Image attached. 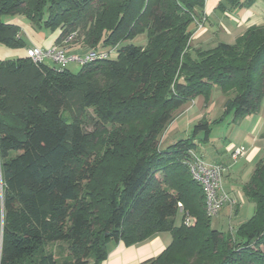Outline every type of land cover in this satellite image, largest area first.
I'll use <instances>...</instances> for the list:
<instances>
[{"label": "trees", "instance_id": "16d2710c", "mask_svg": "<svg viewBox=\"0 0 264 264\" xmlns=\"http://www.w3.org/2000/svg\"><path fill=\"white\" fill-rule=\"evenodd\" d=\"M210 1L0 0L8 48L27 43L5 16L57 32L58 46L75 35L69 54H117L78 73L26 55L0 60V264H100L111 244L159 233L172 243L145 264H264V159L242 187L254 215L222 232L190 163L206 162L196 150L224 120L199 122L192 137L160 147L175 112L215 87L233 94L225 108L234 121L261 111L264 25L234 43L196 47L193 29L208 20ZM256 2L222 0L217 11ZM142 35L146 45L129 44Z\"/></svg>", "mask_w": 264, "mask_h": 264}, {"label": "crops", "instance_id": "0c3cea01", "mask_svg": "<svg viewBox=\"0 0 264 264\" xmlns=\"http://www.w3.org/2000/svg\"><path fill=\"white\" fill-rule=\"evenodd\" d=\"M221 1L222 0H211L210 2H208L206 6V13L209 18H211L210 16L214 14L215 8ZM254 5L249 9L236 10V12H234L235 15L234 13H232V11H230V13H226V16L230 17V21H227V23L229 24L227 26L230 28L231 32H234V34H232L231 36L237 39L239 36H242L245 31L251 26L264 25V12L255 14L253 11H251ZM232 19H234L235 21L233 20L234 22H232ZM12 23L18 26L22 25L21 19L16 21L14 20L12 21ZM229 28L226 29L229 30ZM30 30L31 31L26 34V37H24L23 33H21L22 37L27 43L25 48L11 49L0 44V60L24 58L27 49L33 48V46L40 48H43L45 46L46 48H48L55 45L56 39L51 44L44 45V34L36 33L31 28ZM193 38L194 42H204V46L207 47V43L209 40H206V36H204L203 33H200L195 37L193 36ZM242 122L243 123H239L236 126V134L235 136H233L234 138L232 140L235 141L238 135H240L241 138L239 141L241 143L235 144L231 141L227 146H225L223 150L219 151L216 154V157L213 158L210 162H207L205 160L210 164L219 163L225 166L226 172L224 174V190L239 203L236 207L226 206L222 210L220 215L216 217L215 221L216 226L218 227L216 229L222 232L230 231L235 227L233 225L234 219L239 218L242 210L241 202L245 200L244 198H246L242 196V190H236L235 187H243L245 183L248 182L250 176L255 170L257 163L264 159L263 110H261L256 115L245 118L244 120H242ZM235 147H245L247 149V154L234 164L231 163L230 155L233 148ZM177 225H180L178 221ZM171 243L172 235L170 233L156 234L150 239L132 246H126L122 242L113 243L109 246V254L107 259L100 264H145L147 261L159 257L170 246Z\"/></svg>", "mask_w": 264, "mask_h": 264}, {"label": "rangeland", "instance_id": "374dc122", "mask_svg": "<svg viewBox=\"0 0 264 264\" xmlns=\"http://www.w3.org/2000/svg\"><path fill=\"white\" fill-rule=\"evenodd\" d=\"M218 7V6H217ZM217 7L215 8V12L211 18L208 17L206 13V17H208V20L205 23H201L203 25H196L194 27V37L196 35H199L200 33L204 36H206V40L208 41L207 47H212L213 45L218 44L219 42H225V43H234L236 40L235 37L231 36L234 34V32L230 31V28L227 26L229 25L227 21H230V17L226 16V13L229 12L230 10L226 12H220L217 11ZM239 10H244V9H239ZM255 14H259L261 12H264V0H257L256 4L254 5L253 9H251ZM236 12V10H232V13ZM235 15V13H234ZM21 19L22 25L21 31L23 33V36L26 37V34H28L31 30L30 28L35 31L36 33H43L44 34V40L45 44L44 45H49L51 44L56 38L57 32H51L49 30L43 29L41 32L39 31L40 29H37L35 27V30L33 29V26L26 20V18L23 17H10V16H5L2 18V21L4 23H11L12 21H16ZM234 19H232V22ZM244 24V23H243ZM240 26V24H239ZM245 26V25H244ZM226 28H229L226 29ZM232 29V26H231ZM207 31V32H206ZM207 33V34H204ZM32 34V33H31ZM40 36V35H37ZM75 36V35H74ZM65 41H62L61 46H66ZM194 42V38H193ZM147 39L145 36H139L135 38L134 40L130 41L129 44H134L136 46H142L146 45ZM204 42H199L195 41L193 45L195 46H201L204 48ZM58 46V45H54ZM36 47V46H33ZM40 48V47H37ZM52 48V46L46 48L45 46L41 49L43 50H49ZM82 51V50H80ZM87 51V50H86ZM113 58H116L115 55H113ZM112 58V59H113ZM8 60V59H5ZM47 64L52 65L51 61H47ZM67 68L72 72V73H78L81 69V66L78 63L71 62L68 64ZM233 94H224L219 88L215 87L212 92L210 93L209 96L204 97L200 96L196 98L192 102H188L185 106L182 108L178 109L175 112L174 120L173 122L168 126L167 130L161 137V143L160 147L162 149L173 145L174 143L180 141V140H185L193 136L194 133V127L198 125L199 122L203 121H218V120H224L220 124L212 126V133L210 136V142L209 143H204L200 142L198 149L196 150L198 156L206 160L207 162H210L213 158L216 157V154L223 150L225 146H227L232 140L233 136L236 134V126L238 123H243L242 121H234V114H227L226 113V102L228 99L232 98ZM264 113V101L262 104V108ZM241 125V124H240ZM239 129V128H238ZM205 136V131L200 130L198 132L197 138L198 140L204 139ZM241 138L240 135L236 138L234 142L235 144H240L241 142L239 141ZM234 149V148H233ZM227 183V182H226ZM223 185H224V180H223ZM236 190H242L241 186L235 187ZM242 196H244L243 192L241 191ZM245 200L242 201V210L241 214L238 219H234L233 225L236 228L240 223L246 222L249 220L255 213V204L248 200L247 198H244ZM190 217L189 215H187ZM186 216V217H187ZM184 218L182 213L178 214L177 221L180 224L182 222V219ZM191 218V217H190ZM216 218L212 219V227L215 226L214 229L218 228L216 226ZM58 247H56V250Z\"/></svg>", "mask_w": 264, "mask_h": 264}, {"label": "built area", "instance_id": "2783aa9c", "mask_svg": "<svg viewBox=\"0 0 264 264\" xmlns=\"http://www.w3.org/2000/svg\"><path fill=\"white\" fill-rule=\"evenodd\" d=\"M74 36L69 37L65 44L67 45L73 40ZM117 57L115 51H101L87 50L82 53L80 50L75 54H69L65 45L53 46L49 50L33 47L27 49L26 57L29 58L34 64H43L51 61L56 64L60 69L68 66L69 63L75 62L80 66H85L95 61ZM247 154L245 147H235L232 150L231 159L237 162L240 158ZM190 170L192 177L201 184L205 194V208L208 217H217L222 209L227 205H235L237 202L232 200L231 197L223 189V172L224 167L217 164H208L194 155L190 163ZM185 222L187 225L192 224V219L186 217Z\"/></svg>", "mask_w": 264, "mask_h": 264}]
</instances>
